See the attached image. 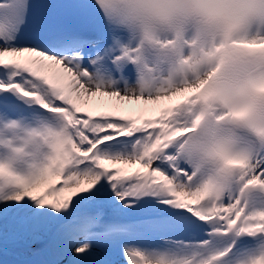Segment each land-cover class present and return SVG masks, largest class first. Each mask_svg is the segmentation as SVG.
I'll return each instance as SVG.
<instances>
[{
    "label": "snow or ice",
    "instance_id": "obj_1",
    "mask_svg": "<svg viewBox=\"0 0 264 264\" xmlns=\"http://www.w3.org/2000/svg\"><path fill=\"white\" fill-rule=\"evenodd\" d=\"M149 23L175 39L138 48ZM39 140L0 161V240L48 239L27 264H264V0H0V148Z\"/></svg>",
    "mask_w": 264,
    "mask_h": 264
},
{
    "label": "clouds",
    "instance_id": "obj_2",
    "mask_svg": "<svg viewBox=\"0 0 264 264\" xmlns=\"http://www.w3.org/2000/svg\"><path fill=\"white\" fill-rule=\"evenodd\" d=\"M235 9L244 14V5L243 3H236L233 5ZM255 27V25H253ZM149 32L154 34L158 38L160 44H164L167 41L169 44L172 40L175 39L174 35L166 31L161 25L156 23H149L147 25H140L137 28V47L145 51L149 49L156 48V44H153V35H150ZM188 37H191L192 44L184 51L191 55L193 51V45L200 49L201 46L211 50L216 46L217 42L224 40L225 30L222 22L215 27L205 28L204 31H200L195 27L188 29L185 34ZM159 56L161 59L166 61L165 67L169 70H179L180 69V59L177 53V50L173 47L165 45L162 48L158 49ZM209 65H204L202 71H207ZM50 155V149L47 144L42 140H39L36 147H27L22 153L13 154L10 153L7 148H0V161L4 163H11L13 167L17 170L26 172L30 170V166L35 165L36 167L43 166L48 162V157Z\"/></svg>",
    "mask_w": 264,
    "mask_h": 264
},
{
    "label": "bare ground",
    "instance_id": "obj_3",
    "mask_svg": "<svg viewBox=\"0 0 264 264\" xmlns=\"http://www.w3.org/2000/svg\"><path fill=\"white\" fill-rule=\"evenodd\" d=\"M40 236L41 238H33L30 235H26L17 239H9L7 245L0 240V254L17 258L23 257V255H27V257L32 255L43 260V257L47 258L43 250L46 249L45 245H47L48 239L43 234H40ZM36 253L40 254L37 255Z\"/></svg>",
    "mask_w": 264,
    "mask_h": 264
}]
</instances>
